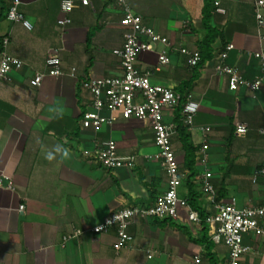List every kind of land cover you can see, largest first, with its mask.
Here are the masks:
<instances>
[{
    "label": "crops",
    "instance_id": "crops-1",
    "mask_svg": "<svg viewBox=\"0 0 264 264\" xmlns=\"http://www.w3.org/2000/svg\"><path fill=\"white\" fill-rule=\"evenodd\" d=\"M12 1L0 0V53L7 37L6 51L23 65L0 81V264H193L196 257V264H211L199 240L207 224L189 221L183 210L180 218L167 221L132 219L128 225L132 241L119 250L114 249L118 239L114 228L106 233L91 230L121 208L150 206L168 186L147 121L118 116L113 125L97 129L80 124L89 99L80 80L120 73L112 54L126 32L120 6L114 0H90L87 6L76 0L71 23L60 26L62 0H18L19 11L33 26L29 30L7 18ZM125 2L167 37L172 48L169 64H158L159 45L140 55L139 67L151 72L153 83L176 91L193 74L177 49L198 50L208 33L202 25L203 0ZM211 7L210 26L219 36L211 44L212 58L186 90L199 103L188 127L192 143L200 149L193 171L184 167L173 121L176 106L164 116L174 126L169 135L184 174L178 196L191 199L195 211L205 216L232 198L239 208L262 204V178L257 172L264 166V78L255 94L244 87L230 90L227 77L214 68L219 53L233 44L225 62L248 79L258 77L253 53H264L260 39L264 29L257 27L250 0H213ZM52 55L59 57L63 74L45 75L40 85H33L32 78L46 72L45 61ZM72 67L74 77L69 74ZM240 126L244 132L237 131ZM109 140L133 167L109 171L83 154ZM203 155L205 162L200 160ZM206 172L211 173L213 194L202 187ZM206 232L210 237L208 225ZM64 235L73 237L62 246ZM243 241L251 251L242 264H264L262 239L249 233ZM212 252L216 264H226L224 244L213 243Z\"/></svg>",
    "mask_w": 264,
    "mask_h": 264
},
{
    "label": "built area",
    "instance_id": "built-area-1",
    "mask_svg": "<svg viewBox=\"0 0 264 264\" xmlns=\"http://www.w3.org/2000/svg\"><path fill=\"white\" fill-rule=\"evenodd\" d=\"M78 1L84 6L90 4V0ZM114 1L120 6L122 11L120 23L126 29L121 46L112 50V54L118 58L120 73L111 76L86 77L80 80V87L89 95L80 124L83 128L97 129L102 126L113 125L118 116L124 119L135 118L147 121L153 134V143L157 148L156 157L161 160L168 181L167 188L156 196L150 206L121 208L91 229L94 233H106L114 228L118 238L114 244V249L119 250L132 241V236L128 233V225L132 219L137 217L143 219H178L180 218V211L183 210L187 219L193 223H201V218L199 213L192 209L187 199L178 196V188L184 174L180 170L169 135V131L174 126L164 121L165 112L178 105L180 95L171 87L153 83L151 72L141 69L138 65L140 55L154 52L156 46L159 45L161 48L157 51L158 64H169V50L172 49L169 40L147 25L142 16L133 12L125 0ZM250 2L258 29H264V0H250ZM75 3L76 0L61 1L60 9L64 16L57 21L60 26L71 23L70 13L73 11ZM214 4L219 12H225V9L219 6L218 1H215ZM18 5V0L11 2L7 10V18L21 23L29 30L32 29L31 22L19 11ZM260 39L264 40V33L260 35ZM7 44L8 38L4 37L2 39L3 48L0 53V81L7 80L11 71L20 69L23 65L19 58L6 51ZM231 49H233V44H228L219 53L214 67L215 72L227 77L230 90H238L244 87L255 94L260 89L264 78V53L261 51L253 53V56L258 60L261 74L254 79H248L238 69L225 62L228 51ZM177 51L185 57L186 63L190 67L196 66L200 61L198 50L182 47L178 48ZM45 65L46 72L36 73L32 78L31 83L33 85H40L45 75L56 77L63 74L58 56H49ZM69 74L74 77L76 68L72 67ZM198 110L199 103L192 98L191 94L187 93L181 110L184 124L191 127ZM208 130V127L204 128L205 132ZM237 131L244 132L245 128L240 126ZM83 154L91 157L109 171L131 168L134 165L131 159L121 157L118 154L114 140L107 141L103 147L94 151L84 149ZM151 157L148 156V158ZM200 160L205 162V155ZM257 173L262 178V204L239 208L236 206L235 199L232 198L230 202L216 205L215 210L204 218V222L210 227L212 242L222 243L228 249L226 264H242V257L251 251V247L243 241L245 234L252 233L264 242V166ZM210 176L211 173L209 172L204 174L202 187L205 191L213 194ZM19 209H23V205H20ZM72 237L73 235H64L62 246ZM151 257L152 255L148 254V258ZM198 262L199 258L196 257L193 264Z\"/></svg>",
    "mask_w": 264,
    "mask_h": 264
},
{
    "label": "trees",
    "instance_id": "trees-1",
    "mask_svg": "<svg viewBox=\"0 0 264 264\" xmlns=\"http://www.w3.org/2000/svg\"><path fill=\"white\" fill-rule=\"evenodd\" d=\"M203 7H202V25L203 27L208 31L207 36H205L200 42H199V46H198V51L200 53V61L198 62V64L194 67H192L193 70V74L192 77L188 80L185 81L183 83H181V85H179L176 90L177 93H179L180 95V99H179V103L178 105L175 107L174 113H173V121L175 123V128L176 131L178 132L179 135V141L181 143V147L184 151V167L187 168L190 171H193L195 163H196V153L197 150L199 149L197 145H194L191 141V135L190 132L188 130V125L184 124L183 122V117H182V105L185 102V98H186V93H187V89L190 88L193 80L198 76V70L200 67H202V65L207 61L210 60L212 58V48H211V44L213 43L214 39L217 38V36H219V34H215L214 35V30L212 29V27L210 26V18H211V11L213 10L211 7V4L213 3V0H203ZM187 90V91H186ZM190 176L187 177V179L185 178V180H188ZM189 204H191L190 206L192 207V209L197 210L196 206L194 204L193 201H188ZM199 216L201 218V223L205 224L204 222V218L205 215H203L202 211H198ZM155 219H159V218H155ZM168 218H165V220ZM167 221V220H166ZM206 226H204V233L201 236L200 243H202L205 246L206 249V255L210 261L211 264H216L214 261V253L212 252V248H213V242L211 240V238L207 235L206 232Z\"/></svg>",
    "mask_w": 264,
    "mask_h": 264
},
{
    "label": "clouds",
    "instance_id": "clouds-1",
    "mask_svg": "<svg viewBox=\"0 0 264 264\" xmlns=\"http://www.w3.org/2000/svg\"><path fill=\"white\" fill-rule=\"evenodd\" d=\"M47 158L51 159V155L49 154V156Z\"/></svg>",
    "mask_w": 264,
    "mask_h": 264
}]
</instances>
